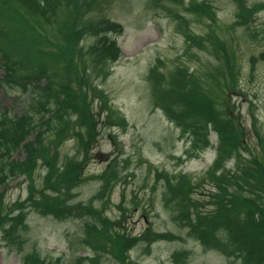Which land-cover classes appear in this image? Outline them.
I'll list each match as a JSON object with an SVG mask.
<instances>
[{
    "label": "rangeland",
    "instance_id": "rangeland-1",
    "mask_svg": "<svg viewBox=\"0 0 264 264\" xmlns=\"http://www.w3.org/2000/svg\"><path fill=\"white\" fill-rule=\"evenodd\" d=\"M70 2L73 1L61 0L45 16L41 13L31 14L30 9L19 2L5 9V13L25 22L18 29L33 41L35 51L41 53L43 66L48 70L64 68V64L57 61L55 56L58 53L57 45L63 43L61 24L68 19L67 4ZM191 2L79 0L76 5L77 20L84 22L85 29L82 33L79 30L78 49L83 51L78 59L79 68L81 74L89 77L90 87L98 91V94L89 95L94 119L92 140L89 143L88 129L77 123L79 115L72 114L71 122L76 133L73 128L66 135L64 132L56 144L53 122L44 142L55 143L51 157L56 151L57 166L61 170L71 160L80 164L78 181L70 187L71 204L94 207L103 218L101 220L110 221V225L103 228L109 229L113 236L116 233L132 237L165 233L175 237L157 242L139 240L127 256L126 264H232L220 251L205 249L195 235H190L189 229L174 220L168 209L170 207L166 206L167 178L178 185L179 177L186 176L191 186L189 196L198 209L197 215L216 211V180L211 178L210 171L216 161L220 141L218 135L213 133L211 147L202 153H195L191 139L182 136L181 129L165 113L153 108L150 94L154 88L149 78L153 68L165 74L178 68L186 70V76L193 82L216 75L217 107L220 109L224 104L230 105L233 115L245 125L249 148L262 149L257 138L261 133L264 138V8L249 17L248 22L228 30L226 27L236 24L238 20V4L234 0L214 1L217 24L189 11ZM247 3V7L241 9L242 13L247 8L262 6L264 0H247ZM75 17L70 20L71 24L76 21ZM106 21L122 26V30L120 27L107 30V41L115 39L119 46V55L114 62L107 60L98 50L99 40L104 33H96L106 30L101 27ZM87 28L91 32H86ZM187 34L195 37V44L188 41ZM212 35H218L225 44V50L236 55L237 85L242 92L235 93V96L234 92L225 95L219 84V81H227L218 74V67H225V64L217 61L214 55L213 40L207 38ZM41 36H46L54 46H45ZM201 41L203 45L198 44ZM14 52L21 55L16 50ZM253 58L256 60L253 61ZM26 67L34 70L25 62ZM4 73L0 54V114L5 109L14 114L29 110L31 92L43 89L46 80L33 78L31 82L36 81V84L30 85L25 92L19 86L10 87L8 83L1 82V79L5 80ZM54 106L55 103H52L53 109ZM44 114L47 115L44 121L50 120V112L44 110ZM114 119L121 120L123 124ZM78 132L86 137L87 148L82 147ZM240 152L245 157L249 155V150ZM25 154L22 146L13 154V158L23 160ZM50 160L49 157L38 162L32 179L21 177L10 180L5 190L6 203L26 202L31 185L34 187V197H40L41 192L45 191V178L52 166ZM229 167L231 172H226L232 175L234 160ZM116 174L117 179L107 185L106 177ZM46 193L51 199L60 196L57 191L47 190ZM253 193H264V188L257 186ZM86 222L93 226L96 219L92 216L56 218L33 208L27 216L28 229L21 236L0 241V264H21L24 253L33 250L49 264H89L88 261L79 262L76 256L93 257L96 254L94 249H100L103 243L94 247L86 242L93 234L88 232L91 226L85 228ZM104 247L99 251L100 264H116L109 254L110 243ZM182 253H188V256H182ZM176 254H179L177 259L174 258Z\"/></svg>",
    "mask_w": 264,
    "mask_h": 264
},
{
    "label": "trees",
    "instance_id": "trees-1",
    "mask_svg": "<svg viewBox=\"0 0 264 264\" xmlns=\"http://www.w3.org/2000/svg\"><path fill=\"white\" fill-rule=\"evenodd\" d=\"M72 1L67 4L68 19L66 23L61 24V30H64L63 43L57 45L58 53L55 56L57 61L64 64V68L48 70L43 66L41 53L35 51L33 41L25 37V32L18 29L25 22L19 17L5 13V9L12 6L14 2H19L27 6L31 14L41 13L45 16L51 7L59 5L61 0H0V54L5 70V80L1 79V82L8 83L10 87L19 86L27 92L30 85L36 84V81L31 82L33 78L46 80L43 89L31 92L32 103L29 110L14 114L5 109L0 114V188L2 189L0 191V238L9 241L13 236H21L28 229L27 216L33 208L56 218L92 216L96 219V224L91 226L90 222H86L85 228L91 226L88 232L93 233L89 238L85 237L88 238L86 242L94 247L98 243H103L100 249L105 248L106 243H110L109 254L113 255L117 264H126L128 253L139 238L121 233L113 236L109 229L103 228L105 225H110V221L101 220L103 218L94 207L71 204L70 187L73 182L76 184L78 181L81 174L80 164L71 160L61 170L57 166L56 151L51 157V149L55 143L46 144L44 142V137L51 130L53 122L55 123L56 144L64 136V132L66 135L73 128L76 133V128L71 122L72 114L79 115L77 123L88 129L89 143L94 130L89 95L90 93L98 94V91L90 87L89 77L81 74L79 68L78 59L82 57L83 51L78 49V43L85 29L84 22L77 20L78 7L76 5L79 0ZM234 1L238 4V20L236 24L227 26L228 30H233L235 25L248 22L249 17L264 8L263 4L252 9L247 8V11L242 13L241 9L248 5L247 0ZM191 3L192 7L191 9L189 7V11L192 10L204 16L212 23H218L212 0L202 2L192 0ZM74 16H76V21L71 24L70 20ZM10 26L13 27L10 29ZM101 27H105L106 30L95 32L96 34L104 33L99 40L98 50L107 60L114 62L118 58L119 48L115 39L107 41V30L119 27L122 30V26L106 21L101 24ZM86 32H91V30L87 28ZM186 36L188 41H192L191 44L196 43L193 42L195 37L190 34ZM41 37L45 46H54V43L50 42L46 36ZM207 38L213 40L211 45L214 47L213 52L217 61L225 64V67H218L219 77L227 80L219 81L223 93L227 95L226 93L241 92V87L237 85L238 71L235 68V53L225 50V44L221 42L218 35ZM198 44L203 45L202 41ZM14 50L20 52L21 55L15 53ZM222 51H224L223 54H221ZM232 60L235 63H231ZM255 60L256 58H253V61ZM25 62L34 70L30 71L27 67L25 68ZM150 74L156 107L161 108L168 118L177 124L183 136L191 139V146L195 153L205 151L210 147L211 131L216 132L220 141L215 162L216 211L212 214L197 215L198 209L194 200L189 196L191 191L189 182L183 184L184 178L180 177L178 185H174V180L167 178L166 206L170 207L168 209L172 212L174 220L188 228L190 235H195V238L206 248L216 249L228 259H232V264H264V193H253L257 186L264 188V138L261 137L262 133L258 134L262 149H250L246 143V129L232 115L231 106L224 104L220 109L217 107L216 75L207 80L199 78V81L193 82L186 76L187 71L179 68L165 74L155 67ZM45 100H48L50 107L52 103H55V108L50 109ZM44 110L50 112V120L44 121L47 116ZM107 119L110 120V118ZM78 135L82 147L87 148L86 138L80 132ZM31 136L34 137L29 139ZM22 145L26 152L25 157L23 160H15L13 154ZM241 150H249L246 159L242 157ZM49 157L52 166L45 178V191L41 192L40 197H34V187L31 185L30 196L26 200L30 204L21 201L6 203L5 190L10 180L23 176L32 179L38 162ZM230 157H235L237 162L234 175H229L225 171L224 160ZM117 177L118 174L114 177H106L107 185H110ZM248 188L250 191L247 190ZM47 190L60 192L59 198H49ZM111 226L113 227V224ZM171 237L170 234L151 233L146 240L148 242L159 239L170 240ZM145 238L146 235L142 237V239ZM100 249H94L96 254L92 259L78 257L77 260L99 264ZM21 264L48 263L36 250H33L24 253Z\"/></svg>",
    "mask_w": 264,
    "mask_h": 264
}]
</instances>
